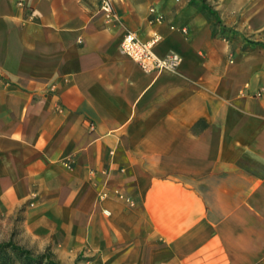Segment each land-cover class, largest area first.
Segmentation results:
<instances>
[{"label":"crops","instance_id":"1","mask_svg":"<svg viewBox=\"0 0 264 264\" xmlns=\"http://www.w3.org/2000/svg\"><path fill=\"white\" fill-rule=\"evenodd\" d=\"M102 1L0 0V222L61 264H264V0Z\"/></svg>","mask_w":264,"mask_h":264},{"label":"built area","instance_id":"2","mask_svg":"<svg viewBox=\"0 0 264 264\" xmlns=\"http://www.w3.org/2000/svg\"><path fill=\"white\" fill-rule=\"evenodd\" d=\"M101 11L105 13L109 21L119 22L112 0H103ZM151 13L155 15L152 22H164V17L156 15L155 9H151ZM182 31L187 33L185 29ZM159 40V37H155L150 41H144L135 32L127 31L121 42V51L146 72H177L182 64V58L175 53L165 57L157 55L154 49ZM103 196L106 197V194ZM118 196L124 199L120 193H118ZM127 202L133 205V202L128 199Z\"/></svg>","mask_w":264,"mask_h":264},{"label":"trees","instance_id":"3","mask_svg":"<svg viewBox=\"0 0 264 264\" xmlns=\"http://www.w3.org/2000/svg\"><path fill=\"white\" fill-rule=\"evenodd\" d=\"M0 264H61L51 248L35 254L13 240L0 243Z\"/></svg>","mask_w":264,"mask_h":264},{"label":"rangeland","instance_id":"4","mask_svg":"<svg viewBox=\"0 0 264 264\" xmlns=\"http://www.w3.org/2000/svg\"><path fill=\"white\" fill-rule=\"evenodd\" d=\"M21 213L16 216V218L9 222L8 225L0 222V243L13 240L18 245H23L24 247H29L37 254L38 247L35 246L29 237L24 235L20 225L22 220Z\"/></svg>","mask_w":264,"mask_h":264}]
</instances>
